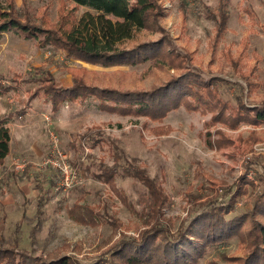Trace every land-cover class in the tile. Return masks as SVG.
Segmentation results:
<instances>
[{"label": "rangeland", "instance_id": "1", "mask_svg": "<svg viewBox=\"0 0 264 264\" xmlns=\"http://www.w3.org/2000/svg\"><path fill=\"white\" fill-rule=\"evenodd\" d=\"M13 1L25 19L41 26L57 23L71 10L79 18L85 11L95 13L87 6L74 10L70 0ZM156 1L163 14L116 46L129 49L167 39L163 52H173L163 59L95 64L13 32L0 38V81L11 85L0 95V119L11 130V151L0 164L1 247L49 260L71 255L79 264H91L109 257L121 240L137 237L145 224L148 189L122 173L113 183L104 182L97 176L100 163L124 165L127 158L135 159L166 192L162 210L173 235L187 231L191 220L213 206L233 201L234 210L226 217L246 214L264 190V120L257 125L230 122L240 100L249 106L264 104V0ZM223 17L226 28L220 34ZM71 68L84 69V80L101 89L150 91L189 71L205 81L216 78L218 96L227 105L220 119L226 120H215L219 108L201 102L196 107L182 103L158 121L145 113L101 110L96 97L65 102L53 112L36 78L49 71L68 87L73 83ZM99 127L108 139L93 148L83 146L80 135ZM52 130L59 134L68 161L75 168L79 162L85 165L76 168L82 184L65 189L59 170L45 163ZM15 161L23 166L17 168ZM39 185L43 191L44 186L53 188L50 199L40 197ZM257 219L264 221L262 215ZM246 250L245 240L235 235L210 247L199 264H239L236 259Z\"/></svg>", "mask_w": 264, "mask_h": 264}, {"label": "trees", "instance_id": "2", "mask_svg": "<svg viewBox=\"0 0 264 264\" xmlns=\"http://www.w3.org/2000/svg\"><path fill=\"white\" fill-rule=\"evenodd\" d=\"M74 10L79 6H87L95 11H85L77 17L72 10L61 17L57 23L41 26L24 18L17 10L13 0L0 1V38L3 34L13 32L26 39H38L42 47L54 46L62 49L67 57L81 59L89 63L116 65H134L173 51L163 52L164 42L153 41L141 43L129 49L116 46V41L130 37L135 29L146 28L163 14V8L156 0H70ZM226 18L219 22L220 34L225 30ZM104 44H100L104 42ZM227 58L230 54L226 53ZM173 59V58H172ZM171 60V58H170ZM237 65L236 60H231ZM73 83L71 86H61L49 71H42L36 79L40 83L41 94L44 100L51 105L53 112H58L65 102L81 101L96 97L101 110H119L134 114L145 113L153 120H161L171 108L182 103L196 107V104L208 105L210 109L219 108L215 120L220 119L226 103L218 96L217 79L205 81L199 74L192 71L183 76L171 78L167 83L156 86L150 91L119 90L115 88H97L88 84L81 72L84 69L71 68ZM11 85L0 81V95L8 92ZM234 119L231 123L239 124L248 121L255 125L264 120V104L249 106L240 100L233 108ZM102 128L89 129L80 135L79 140L83 146L95 147L108 139ZM209 135L208 143L212 144ZM11 130L4 119H0V164H4L11 151ZM121 153L124 154L122 150ZM119 158L117 157L116 160ZM135 159H126L124 165L109 166L98 164L97 176L104 182L113 183L117 173L132 176L142 182L148 189L144 228L138 236L121 240L111 251L109 257L99 258L91 264H199L207 250L217 243L227 240L235 235L246 242L247 250L236 260L239 264H264V221L257 219L258 215L264 217V190L255 198L252 209L243 215L228 219L227 213L234 210L233 201L213 206L198 217L191 220L187 231L173 235L167 220L164 217L163 206L168 200L166 192L148 172L134 162ZM117 163V162H116ZM76 167L85 168L82 162ZM55 180V179H54ZM54 187L56 182L50 179ZM49 184V185H50ZM42 186V185H41ZM39 185L40 197H50L48 187L44 191ZM41 187V188H40ZM230 187L228 193L232 191ZM47 194H44V193ZM50 199V198H49ZM44 201L42 202V204ZM40 204V203H38ZM79 207H82L79 205ZM85 211L93 217L91 208L86 206ZM82 214V213H80ZM83 216V214H82ZM250 221V228L246 231L243 225ZM84 220L83 217L80 218ZM95 220V219H94ZM114 224L115 220L111 219ZM244 235V236H243ZM192 236V238H191ZM3 242H1L2 246ZM0 246V264H79L78 260L65 255L55 259H45L41 256H28L20 254L15 247Z\"/></svg>", "mask_w": 264, "mask_h": 264}, {"label": "built area", "instance_id": "3", "mask_svg": "<svg viewBox=\"0 0 264 264\" xmlns=\"http://www.w3.org/2000/svg\"><path fill=\"white\" fill-rule=\"evenodd\" d=\"M50 136L52 139V149L50 155L46 159V163L51 164L61 173V186L67 189L76 184H82V176L76 171V168L70 164L67 153L64 152L60 146L59 134L52 130Z\"/></svg>", "mask_w": 264, "mask_h": 264}, {"label": "crops", "instance_id": "4", "mask_svg": "<svg viewBox=\"0 0 264 264\" xmlns=\"http://www.w3.org/2000/svg\"><path fill=\"white\" fill-rule=\"evenodd\" d=\"M92 148V147H91ZM50 155V154H49ZM48 158V157H47ZM18 161V160H17ZM17 161H15V164H16V167L17 168H19V167H22L23 165L21 164V163H18ZM47 161V160H46ZM46 161H45V163H46ZM46 164H48V165H50V166H52L51 164H49V163H46ZM71 164V163H70ZM72 165V164H71ZM53 167V166H52ZM77 168V167H76ZM56 169V168H55ZM58 170V169H57Z\"/></svg>", "mask_w": 264, "mask_h": 264}]
</instances>
